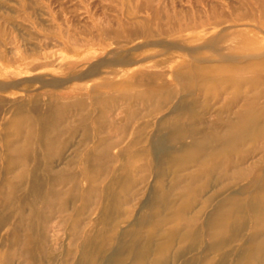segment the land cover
I'll list each match as a JSON object with an SVG mask.
<instances>
[{"label":"rangeland","instance_id":"374dc122","mask_svg":"<svg viewBox=\"0 0 264 264\" xmlns=\"http://www.w3.org/2000/svg\"><path fill=\"white\" fill-rule=\"evenodd\" d=\"M143 1L0 0V27L3 30L0 40L6 55L15 57L12 64L4 63L6 60L2 59L0 64H6L7 70L20 67L18 71L21 72L16 79L6 82L0 80L3 82L0 84V97L10 99L5 101L6 106L13 103V99H25L31 92H41L33 99V103L38 102L46 110L51 104L50 95L61 100L66 96L62 89L78 83L90 85L93 78L105 74L104 70L111 66L121 72L139 69L162 71L168 84L179 88L171 101L164 102L159 113L146 114L148 105L142 101L135 104L137 115L133 121L132 134L123 142L121 151L114 148V156H105L106 161L113 164L111 174L115 173L114 176L105 177L101 183L94 182L106 190L105 198L100 202H96V198L91 201L85 199L84 188L87 189L90 183L84 176L78 178L80 189H75L73 182L64 179L56 186L60 193L46 199L34 187L32 190L35 193L27 192L19 196H11L7 190L0 192V264H29L19 253L24 251L22 244H15L17 232L20 238L25 236L22 217L33 225L37 233L45 228L44 253L38 264L82 262L84 259L80 250L68 242L71 231L77 233L78 227L83 224L93 227L90 234L95 235L98 241L84 264H264V245L251 241L256 216L249 197L258 192L259 186L264 188V184H260L263 177L261 173L257 178L243 175L232 177L231 169L226 173V168L221 166L208 177L203 169L198 170L196 164L181 166L179 160H172L169 156L162 157L163 160L157 163L159 152L155 147L161 138L167 140L168 127L166 123L162 127L161 122L166 115L168 121L173 102L182 101L184 110L181 128L184 131L189 125H197L205 131L197 133V138L206 133L214 135V130L222 132L226 130L228 120H237V111L243 108L244 100L235 97V93L239 88L245 94L253 93L259 87L253 88L249 83L256 70L245 69L244 77L239 79L226 67L212 71L202 67L221 62L224 56L235 59H247L244 55H248V59L264 57V19H261V27H256V20H228L232 8L242 0H148V5L138 10L137 3ZM252 5L257 8L255 0ZM153 7H158L162 16L175 13L185 20L205 19V22L194 30L156 33L158 23L153 18ZM131 12L143 21H149L153 35L128 39L108 37L103 44L86 40L88 36L85 28L91 24L110 31L123 27L129 29L131 25L124 21L132 20L129 17ZM215 18L221 20L212 22ZM161 23L164 28H168L166 20ZM236 30L247 33L248 41L235 39ZM71 41H75L73 46L76 51L66 47ZM126 50H130V53L127 54ZM123 56L133 62L121 64L119 59ZM32 57H37L43 65L28 72V65L22 59L29 60ZM80 57L84 58L83 61L79 59L77 62ZM106 57H114L115 61L109 66L99 65L97 70L100 74L84 76L93 62ZM71 61L77 63L72 64ZM32 77L37 79L31 80ZM125 77L128 78L127 75H118L111 87H125ZM156 77H153V81ZM51 78L64 82L60 86L43 84V81ZM24 87L28 90L24 91ZM144 87L140 85V88ZM90 105L97 116L101 110L99 102L92 101ZM123 105L125 101L118 106L105 104L106 118L112 122L121 121L122 116L126 115L121 110ZM258 106H264V96L258 99ZM72 114L73 119L77 120L76 112ZM96 116L80 122L82 125L73 136L64 134L66 141L62 156L54 157V169L69 165L75 166L79 174L83 172L84 165L79 161V155L85 149V126L92 130V138L96 139L99 136L94 132ZM3 121L5 118L1 114L0 125ZM262 122L264 118L251 110L243 128L239 130L251 129ZM12 131L3 129L0 137L9 135L10 138H16ZM251 140L246 139L234 152L251 150L254 158L259 156L264 138ZM6 166V161L1 158L0 180L2 176L13 173L5 171ZM43 166L42 157L37 166L41 172ZM94 170L99 171L98 168ZM17 182L25 186L24 180ZM189 185L191 188H188ZM234 193L240 202L245 203L243 210H226L228 213L215 210L219 201ZM31 200L40 208L36 213L31 203H28ZM226 218L225 224L229 226L226 233L222 237L214 235L216 229L210 221L219 223ZM53 235H57L58 239L54 240ZM134 242L137 245L135 249Z\"/></svg>","mask_w":264,"mask_h":264},{"label":"bare ground","instance_id":"6f19581e","mask_svg":"<svg viewBox=\"0 0 264 264\" xmlns=\"http://www.w3.org/2000/svg\"><path fill=\"white\" fill-rule=\"evenodd\" d=\"M148 3V0L137 3V7L139 8L138 10L143 9V7L148 5ZM252 3L253 0H242L238 5L232 8L230 14L227 16V18H229L228 20H233L235 22L246 19L256 20V27H261V19H264V0H255L257 8H253ZM153 8V18L158 23V30L156 29V33L170 34L194 30L200 26H203L205 22V19L185 20L175 13H169L168 15L162 16L158 7ZM129 17L132 18L131 21H124L125 24L131 25L129 29L123 27V29L110 31L99 25L96 27L92 24L91 26H87L85 28V34L88 36L86 37V40L91 43L103 44L105 42L104 39L108 37H114L115 39H117V37H122L124 39H128L129 37L148 38L153 35L151 29L152 26L149 21H143L144 19L142 20L138 18L134 12H131ZM164 20L167 21L168 28H164L163 24L161 23ZM220 20L221 19L215 18L212 20V22H219ZM94 29L96 34L93 35ZM2 35L3 30L0 27V37ZM70 37L73 38V35ZM234 37L235 39H239L241 42H247L249 39V35L247 33H240L239 30L235 31ZM216 41L217 40H215V42ZM74 42L71 41V44H66L68 50L76 51L75 47L73 46ZM209 44L212 43L210 42ZM232 48L233 46L229 47V49ZM198 51L199 50H197V53ZM6 53L7 52L2 47V42L0 40V59L6 60L4 63L8 62L12 64L15 57L8 56ZM126 53H130V50H126ZM114 54L116 55L115 52ZM251 55L253 56V54ZM246 56L248 55H244V57L247 59H235L234 56V58L231 56H224L222 57V60H220L221 62L209 64L207 67H202L203 69H208L210 71L220 70L222 67H226L231 69L235 77L239 79L244 77L245 69L256 70L255 74L249 79V83H251L253 88L259 86L255 91H253V93L245 94V92L240 88L237 91L235 90V97H239L244 100L243 108L240 111H237V120H228L226 122V130L222 132L214 130V135L206 133L202 135V137L197 138V133H205V131L199 129L197 125H189V127H187L184 131V129L181 128L184 110L181 104L182 101H177L176 103L173 102V105L170 107L171 111L168 112L170 114L168 121H166V117H168L166 115L161 122L162 127H165L164 124L166 123L168 132L166 141L161 138V140L156 142L155 147H157L159 152V157L156 159L157 163L163 160L165 156H169V158L172 160H179L181 166L188 165L189 163L196 164L198 166V170L203 169L208 177L211 176L213 172L221 166L226 168V173L229 169H231L232 177L243 175L247 178H257L261 173L263 177L260 184H264V145L262 146L263 150L261 154L255 158L251 150H237V152H234V150L237 149V146L241 143H244L248 138L252 139L253 141L257 138H264V122L261 124L258 123L256 127L248 130H239L240 128H243V123L246 120V116L251 110L258 112L259 117L264 118V106H258V99H260L261 96H264V57H260L258 59L249 57L248 59ZM18 58L19 57H17V59ZM79 59L80 61H83L84 58L81 59L80 57L76 61L78 62ZM22 60H24L25 64L28 65L27 71L34 70L43 65V62L38 61L37 57H32L29 60L24 58ZM119 60L120 63H123L124 65L133 62V60H128L127 56L120 57ZM76 61H71L70 63L75 64L77 63ZM112 61H115L114 57H106L93 62L84 76L98 74L99 71L97 69L99 65L109 66ZM4 63L0 64V80L6 82L10 79H16V76L21 73L18 71L20 67H18L17 70H7V66ZM259 69L262 71H258ZM104 71L105 74L98 75L96 78H93L94 81L93 83L90 82V85L78 83L76 85L68 86L67 88L65 87L62 89L63 94L66 96L61 100H58V98L54 95H50L51 104L46 110L38 102L33 103V99L35 100V98L39 96L41 92H36L35 94L31 92L25 99H13L14 102L9 106H6L5 101L8 102L10 99L0 97V116L2 114L5 118V121H3L1 124L2 127L0 129V134L2 133L3 129H10L13 130L12 133L16 137L14 139L10 138L9 135L0 137V150H2L0 153V159L2 158L4 161H6L7 166L5 167V171H13L11 175L2 176V180H0V192L7 190L11 196H19L27 192L35 193L34 190H32V187H34L35 191L39 194H42L46 199L47 197L51 198L60 193V190H58L56 186L64 179L73 182V187L75 189H80L78 178L79 176H84L85 180L90 183V186L87 189L86 187L84 188L86 192L85 199L87 201H91L96 198V202H100L101 199L105 198V188L95 185L94 182L98 181L101 183L105 177L114 176L115 173L111 174L113 170V164H111V161L107 162L105 156H114V148H119V151H121L123 142L126 140L127 136L132 134L133 121H135V117L137 115V109L134 107L135 104L138 101H142L148 105L145 111L146 114L159 113L163 109V104H165L164 102L171 101L175 97L176 93L179 92V88H177L175 85L173 86L168 84L167 80L164 79V72L162 71L154 72L148 69H139L131 70V72H121L122 70H118L112 66ZM257 72L259 73L257 74ZM125 74L128 77H125L124 79L125 87L112 88L111 85L117 80V76L123 75L124 77L126 76ZM155 75L157 77L153 81V77ZM35 79L37 78H31V80ZM19 80H21V78H19ZM63 82L64 80L59 81L51 78L48 81H43V84L52 83L50 84L51 86H60ZM1 83L3 82L0 81V84ZM141 84H143L145 87L140 88ZM22 89L24 91L28 90L25 87ZM92 101L99 102L101 110L97 116L90 105V102ZM122 101H125V105H123L121 110H123L122 112L126 114L124 117L122 116L123 119L121 121L113 122L111 119H107L103 106L107 103H112L115 106H118V104ZM74 108L76 110H74ZM73 112H76L77 120L73 119ZM94 115L96 116L94 119V132H97L99 136L96 139H93L91 135L92 130L89 129L88 126H85V149L82 150L79 155V161H82L84 165L83 172H80L79 174L75 171V166L72 167L69 165L62 167L59 170L54 169L52 165L54 157L56 156L59 158L62 156V148L66 141L65 138H63L64 134L67 133L69 136H73V134L80 129L82 125L80 122L89 120ZM166 142H169V144ZM176 145H178V148ZM42 157L44 160V166L43 171L41 172L37 166L39 160ZM143 166L146 168L145 165ZM97 168L99 171L94 170ZM4 173L6 174V172H1V174ZM19 180H24L25 186H20L17 182ZM188 188H191V186L189 185ZM257 191L258 192L250 194L249 196L253 213L256 216L255 227L251 241L256 242L258 245H264V188H262V185L259 186ZM234 194L235 195L229 198L219 201L215 210H217L219 213L220 211L228 213L226 210H243L245 203L240 202L237 198V194ZM28 203H31L34 213L40 209L35 206L33 200H31V202L29 201ZM227 218L225 221H220L219 223L210 221L211 224H213V228L216 229L214 235H221L222 237V235L226 233L229 228V226H226L225 224V222L228 220ZM22 220V225L25 229V236L24 238H20L19 232H17L15 235V244H22L24 251H20L19 253L28 261L29 264H38L42 261L44 253V243L46 240V234L44 233L45 228L43 227V231L37 233L33 225L28 223L25 217H22ZM77 226L78 225H76L75 228ZM92 228V226L89 228L85 224L80 225L77 229V233L72 230L69 236L68 243L74 244L76 249L80 250L84 260L90 257L91 251L94 250L96 242H98L96 240V236L90 234ZM53 236H55L54 240L58 239L57 235ZM136 246L137 245L134 242L133 248L135 249ZM121 247H123V245ZM84 260L77 264H84Z\"/></svg>","mask_w":264,"mask_h":264}]
</instances>
